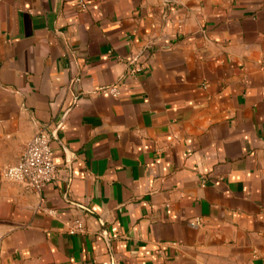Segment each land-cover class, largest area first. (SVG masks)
I'll return each mask as SVG.
<instances>
[{
    "label": "crops",
    "instance_id": "0c3cea01",
    "mask_svg": "<svg viewBox=\"0 0 264 264\" xmlns=\"http://www.w3.org/2000/svg\"><path fill=\"white\" fill-rule=\"evenodd\" d=\"M38 131L0 264H264V0H0V171Z\"/></svg>",
    "mask_w": 264,
    "mask_h": 264
},
{
    "label": "built area",
    "instance_id": "2783aa9c",
    "mask_svg": "<svg viewBox=\"0 0 264 264\" xmlns=\"http://www.w3.org/2000/svg\"><path fill=\"white\" fill-rule=\"evenodd\" d=\"M141 70V68H135L130 71V75L134 76ZM103 92L115 97L117 88L110 87ZM59 129L62 130L63 127ZM50 142V136L45 131H38L26 144L18 164L0 171V179L33 192H39L52 183L56 179L57 168L53 162ZM197 224V222L190 223V226L195 227ZM83 231L82 223L75 221L69 229V234H81Z\"/></svg>",
    "mask_w": 264,
    "mask_h": 264
}]
</instances>
